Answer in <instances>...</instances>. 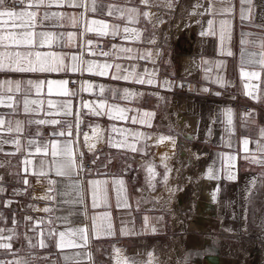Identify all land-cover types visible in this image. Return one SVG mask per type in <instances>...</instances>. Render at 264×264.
Listing matches in <instances>:
<instances>
[{
    "label": "crops",
    "instance_id": "obj_1",
    "mask_svg": "<svg viewBox=\"0 0 264 264\" xmlns=\"http://www.w3.org/2000/svg\"><path fill=\"white\" fill-rule=\"evenodd\" d=\"M80 2L83 7L70 6L68 0H44L42 6L34 9L18 6L17 11L37 13L34 26L28 29L36 33L34 42L20 46L8 44L7 47L0 44V60L5 64L10 63L5 54H11L15 60L18 59L15 53L19 52L22 57L35 61V54L40 53L63 57L67 68L66 71L43 73L0 71V101H3L0 117L12 121L13 129L16 121L21 122L20 132H7V123L0 126L3 140H17L20 144L17 149L15 144L5 143L0 150V172L9 177L5 194L0 199V229L4 230L5 237H13L11 252L0 249V261L96 264L100 260L108 264V255L116 247H134L142 236L152 239L158 233V220L164 219L167 213L162 211L159 218L154 209L158 202L149 193L154 195L155 188L170 187L175 167L182 170L180 182L184 177L194 179L189 167H196L200 161L191 163L192 158L185 155L188 150L202 148L204 153L216 155L221 177L219 186L220 182L227 185L240 177L235 187L241 189L242 176H247L248 188L254 177L243 171L264 169L245 159L257 154V143L261 142L259 132L264 128V71L258 63H249L250 59L258 61L264 51L260 47L264 28L257 26L264 24V0H252L251 13H248L250 6L242 5L240 0H230L229 5L217 4L218 9L232 8L226 15L199 14L204 8L193 7L197 0H177L171 9L167 0H153L159 7L150 9L140 0H132V3L97 0L96 11H92V0ZM108 6H112L111 15ZM133 7L157 15L150 19L137 16L127 11ZM242 9L249 19L241 21ZM209 20L213 21L211 29ZM221 21L228 23L222 28ZM160 23L162 25L157 27ZM103 24L108 27H102ZM125 28L129 31L125 32ZM40 33L50 34L51 38L41 43L44 38ZM6 34L0 28V35ZM98 45H102V50H97ZM229 51L231 56L227 55ZM147 53L151 55L142 58ZM250 53L256 55L253 57ZM73 56L78 60L73 61ZM27 59H22L21 63L26 64ZM87 62L109 67L104 75H99L95 69L89 73ZM73 63L85 70L73 72ZM253 71L260 74L258 79L242 75ZM117 75L129 79H113ZM138 79L152 83L141 84ZM29 80L42 81L43 87L37 92L34 85L27 83ZM60 80L75 81L74 88L68 84L67 88L76 95L58 92L55 86L50 95L47 82ZM16 82L20 84L19 91ZM89 84L93 86L91 89ZM253 95L257 99H253ZM25 100L36 101L29 103L27 113ZM49 100L53 101L51 108ZM65 103L71 104V114H65ZM244 107H249L250 111L244 113ZM226 109L232 110L231 123L224 114ZM165 111L167 116L163 117ZM165 117L175 119L176 125H170ZM189 118L196 123L193 137L188 135ZM37 120L60 123L37 124ZM69 124L72 136L55 135ZM160 136L175 139L177 157L171 141L160 142ZM245 139L249 140L247 153ZM29 141L34 143L30 146ZM68 141L72 142V159L82 162L83 166L91 165L88 170H78L71 178L57 175L56 161L66 157L51 155L52 142L62 148ZM43 144L49 145L47 153L36 152V147ZM229 156L235 159L229 161ZM164 157L167 158L162 159ZM25 160L30 163L26 165ZM41 161H45L43 174L38 175ZM165 164L170 169L167 182L164 180ZM184 168L188 170L185 173ZM229 168L235 180L227 179ZM93 181L100 183L94 185ZM185 193L180 203H186ZM244 201L246 203V199ZM177 206L181 212L189 211L183 210L180 204ZM203 207L209 211L214 209ZM44 208L50 211L45 212ZM109 224L112 227L110 235L107 233ZM81 228L88 238L86 245L80 239L78 229ZM60 232L65 233V245L75 241L79 246L58 247ZM41 241L47 246L42 247ZM207 257L211 256L205 254L199 260L201 264H206Z\"/></svg>",
    "mask_w": 264,
    "mask_h": 264
},
{
    "label": "snow or ice",
    "instance_id": "obj_2",
    "mask_svg": "<svg viewBox=\"0 0 264 264\" xmlns=\"http://www.w3.org/2000/svg\"><path fill=\"white\" fill-rule=\"evenodd\" d=\"M177 2V0H167V6L171 9L174 7L175 3ZM241 4H247L249 5V9H248V13H251V6H252V0H240ZM44 3V0H0V18H4L7 17L8 19L6 21L0 20V28L3 29V31H5L7 34L6 35H0V44H3L5 47L8 46V44H13V45H31L34 42V38L36 36V33L33 31L28 30L29 28L34 26V22L36 20V15L37 13L35 11H27V10H23V11H17L16 8L18 6H24L25 9L28 8H39L40 6H42ZM68 3L70 6H75V7H83V4L80 2V0H68ZM128 3H132V0H128ZM140 3L143 4L145 6V8L150 9L151 7H159V4H156L153 2V0H140ZM220 4V5H229L230 4V0H204V3L201 4L200 0H197V4L194 5V8H200L203 7L204 8V12L203 13H199L201 15L203 14H212V15H226L228 13L232 12V8L230 6H224L221 8H217L216 5ZM97 10V0H92V11H96ZM121 11H123V9H119ZM108 11L109 14H112V6H108ZM127 11L129 12H133L135 13L137 16H143L145 18L150 19V17L152 15H154L153 13H151L150 11H144L141 12L138 8H129L127 9ZM196 14V13H194ZM45 19H47V16L44 17ZM250 17L248 15L245 14V11L242 9L241 10V15H240V19L241 21L245 20V19H249ZM92 23L97 24L100 23L99 21H92ZM228 21H221V27L223 28L225 24H227ZM213 25V21L209 20L208 21V26L211 29ZM258 27L264 28V24H260L257 25ZM102 27L107 28L108 25L103 24ZM19 30V31H17ZM125 32H128L129 30L127 28L124 29ZM115 34V33H113ZM204 33H202L203 35ZM40 35L44 38L41 43H43L44 41L48 40L51 38L50 34H46V33H40ZM139 34H137L138 36ZM243 35V34H242ZM221 39L223 40V35L221 36ZM7 42V43H5ZM150 43H155L154 40H150ZM245 41H241V43L243 44ZM260 47L262 49H264V41L261 42ZM124 51H130V49H124ZM243 54V53H242ZM7 55V58L9 59L10 63L5 64L3 60H0V71H12V72H20V73H26V72H58L61 70H67L66 66L63 63V57H59V56H53L52 54H48L46 56H42L40 53H36V59L35 61L31 60V59H27L26 57H22L21 54L19 52L15 53V56L18 59L13 60L11 57V54H5ZM32 54L29 53L28 57H30ZM104 55H107V53H105ZM151 55V53H147L144 56H142V58H148ZM227 55L231 56L232 52L229 51L227 53ZM255 53H250V56H255ZM22 59H27V63H21ZM73 61H77L78 57L73 56L72 57ZM249 63H258L261 67V71H264V51H262L260 53V59L257 61L255 59H250ZM109 65L108 64H104V65H98V64H94L92 62H87V71L89 73H92L95 70L98 71L99 75H104L105 71L108 69ZM117 71L119 72L120 70V66L117 65ZM100 69H103V71H99ZM71 70L73 72H83L85 69L81 68L80 65L78 63H73ZM242 75H249L250 77L253 78H259V73L258 72H251V73H242ZM113 79H123V80H128L129 77L128 76H114ZM138 83L144 84V83H149L151 84L152 81L148 80L145 81L143 79H138L137 80ZM6 83L11 84V81H7ZM29 85H34L37 92L40 91V89L43 87V83L44 82H33L31 80H29L27 82ZM48 92L51 95L52 92L54 91V86H55V90L58 92H61L63 94H67V95H72L75 96L76 93L75 92H69V89L67 88V84L68 81L67 80H60V81H48ZM168 82L165 81V85H167ZM93 86L91 84L88 85V88L91 89ZM20 88V84L19 82H16V90L19 91ZM11 90V89H9ZM101 91H103V87L101 86ZM202 91H207V89H203ZM126 95H128L129 93H127V91L125 92ZM250 95H252L250 93ZM253 99H257V97L255 95H253ZM0 103H3V101H0ZM29 103H36V101H28L25 100L24 101V111L27 113L29 111L28 109V105ZM48 105L49 108L53 107V101L49 100L48 101ZM64 109H65V114H71V104L70 103H65L64 104ZM85 107H88V105H85ZM101 108L104 107L103 104L100 105ZM118 111H123V110H119ZM12 114H15V110L13 111ZM226 116H228L229 118V123H231V116H232V110L231 109H226L225 113ZM145 115H151L150 113H145ZM123 118V117H122ZM8 124V128L6 129L7 132H12V131H16V132H20L21 131V122L20 121H16V126L13 129L12 128V121H6L3 117H0V126H3L5 124ZM35 123L37 124H45V123H51V124H58L60 123V121L57 120H51V121H46V120H37L35 121ZM65 134H67L68 136H72L73 132H72V125H68L67 128L65 129H61L58 132H55V135H59V136H64ZM137 136L141 135L139 133L136 134ZM259 138H260V143H257V154H251L245 157V159L249 160L250 163H254V164H258L261 167H264V128L260 129L259 132ZM85 139L87 140V137H85ZM165 139H168L171 141V143L173 144V147H175V139L172 137H164V136H160L159 137V141L163 142ZM5 143H13L16 145L17 149L20 148V144L19 141L17 140H12V141H8V140H3L2 137H0V150H2V145ZM34 142L33 141H29V145L31 146ZM249 143V140L245 139L244 140V144H245V152H248L247 149V145ZM115 146V145H113ZM49 145L48 144H43L40 146L36 147V152H41L44 151L45 153H47V149H48ZM133 151H136L134 146H129ZM91 148V146H90ZM7 155H14L15 153H6ZM72 154H73V148H72V142L68 141L65 142L63 147L60 148L59 145L55 142L51 143V155L53 157H56L57 155H61L63 157H66V159H61L59 161H56V165H57V175L58 176H63V177H68L71 178L72 175L77 174L78 170H82L83 165L82 162H76L72 159ZM167 157H164L162 159H166ZM233 159H235L232 156L228 157L229 161H232ZM28 163H30V161L25 160V164L27 165ZM45 161H41L40 165H41V172L38 173V175H42L43 174V165H44ZM165 175H164V180L165 182H167V173L170 172V169H168L167 165L165 164ZM149 172L154 176L155 173L153 172L152 168H149ZM208 178L209 179H220L221 177L216 175L212 169L208 170ZM3 178L0 177V180H2ZM227 179L229 180H235L236 176L233 173L232 169L229 168L228 172H227ZM261 184L262 186H264V176H262L260 178ZM24 183L27 184L28 181L27 179L24 180ZM100 182L97 181H93V184H98ZM118 183L123 184V181H118ZM253 187H255L256 185V181H252L251 182ZM3 189L0 188V192H2ZM219 191V189H217V192ZM19 194V193H16ZM41 199L46 198V197H40ZM216 197L213 196V199H215ZM43 211L48 212L50 211V209L48 208H44ZM28 219H32L31 217H29ZM14 231V230H13ZM78 231L81 233L80 239L83 240L85 242V245L87 244V236L84 234L85 230L84 229H78ZM112 231V227L111 224L108 225L107 227V233L110 235ZM64 236L65 233L64 232H60L59 233V237H60V243L58 245V247L60 248H64L66 246H71V247H78L79 245H77V243L75 241L71 242L69 245H65L64 244ZM7 239L9 242L8 243H4L3 241ZM13 239V237L11 235L5 237L4 236V230L0 229V249H7L11 252L12 250V244H11V240ZM42 247L47 246L44 241L40 242ZM14 255V253H12ZM90 258V257H89ZM0 264H19L18 261H0ZM76 264H82L81 261H77ZM125 264H128V262L126 261ZM132 264H134V261L132 262ZM148 264H152L151 260L148 261Z\"/></svg>",
    "mask_w": 264,
    "mask_h": 264
},
{
    "label": "rangeland",
    "instance_id": "obj_3",
    "mask_svg": "<svg viewBox=\"0 0 264 264\" xmlns=\"http://www.w3.org/2000/svg\"><path fill=\"white\" fill-rule=\"evenodd\" d=\"M154 15H157L156 12H153ZM152 15V16H154ZM162 23L156 24L157 27H160ZM193 150V149H192ZM190 152V150H189ZM174 155L176 156L177 148L174 147L173 150ZM192 160L191 163L198 161L200 158H203V156H200L196 153L194 150L191 152ZM177 157V156H176ZM194 165L189 167V169H194ZM178 168V167H177ZM175 167L173 171V177L171 186L168 188L160 189L155 188L156 190L155 194L152 195L149 193L150 196H152L153 199H155L158 204L154 207V209L157 211L159 218H161L162 211H166V217L164 219H159L157 228L158 233L156 236L152 237V239H149L151 237H144L142 236L139 244H137L134 247H116L113 251L110 252L108 255L107 261L108 264H125L127 261L128 264H132L134 261V264H148V261L151 260L152 264H162L163 260L162 257L165 256L169 251H176L180 255V260L177 262V264H201L199 261L205 254L210 256L218 257L220 256V251L222 250V246L231 245L232 247L236 249L243 248L245 245H251V252H248L249 259L248 264H260L262 252L264 248V241L260 238V233L263 232V224H264V186H262L260 178L264 176V169H260L258 171H243L244 174L252 175L254 177L252 181H256L255 187H253L252 183L248 185V188L244 191V193L239 192L238 193V204H237V215L238 220H232L228 217V207H229V201H231L230 198V189L234 187L235 185H238L240 183V177L238 180L232 181V183L223 184V182H220L219 191L220 196L219 199L223 201V214L222 217H217V211L213 209L212 211H209V209L204 208L203 204L199 203L193 208H190L189 211L181 212L179 210L173 209V205L180 204L181 208L183 207V203H180L181 201V195L183 193L187 192L185 189V185L188 184L190 188H193L195 186L194 183H196V180L192 179V183L190 180L188 181L186 177H184L183 181L180 182V169H177ZM187 170V169H186ZM184 169V173L186 172ZM190 170V171H191ZM0 177L3 179L0 180V188L3 189L2 192H0V199L2 196H4L7 185L9 183V178L7 175H5L4 172H0ZM177 177V178H176ZM186 179V181H185ZM176 180V183H175ZM188 181V182H187ZM181 183V184H180ZM179 185V186H178ZM193 195V193H191ZM188 195L186 193V200L188 201ZM246 199L245 205L243 204L242 209V199ZM241 200V201H240ZM240 201V203H239ZM173 209V214L171 212V204ZM203 207V208H202ZM206 207V206H205ZM193 211H192V210ZM186 210V209H183ZM198 212V215L196 212ZM207 212H212V218L208 220L205 219H196V217L206 218L208 216ZM194 214V220L196 221L197 225H200L202 227H206L204 225V222H210L208 226L212 230L213 235H209L207 239V248L203 250H187L191 248H187L186 246H181V242L184 240V238L191 236V234H187L184 230L181 232L175 234L172 231V227L170 226L172 224V219L179 217V222L185 227L186 223L190 221V216ZM241 214V216H240ZM176 216V217H175ZM217 217V218H216ZM242 218V219H241ZM239 223L236 225V228H227L229 227V222ZM244 220V221H243ZM241 224V226H240ZM227 227H225V226ZM208 227V228H209ZM207 236V235H206ZM203 237V236H198ZM179 239V240H178ZM180 241V242H178ZM224 243V244H223ZM229 243V244H228ZM226 244V245H225ZM180 248V249H178ZM142 249L143 251L146 250L145 256L146 259L144 261H141L137 255H133L131 251ZM181 250V251H180ZM183 250V252H182ZM242 251V250H241ZM2 252V251H1ZM184 257V263L183 258ZM154 262V263H153Z\"/></svg>",
    "mask_w": 264,
    "mask_h": 264
},
{
    "label": "bare ground",
    "instance_id": "obj_4",
    "mask_svg": "<svg viewBox=\"0 0 264 264\" xmlns=\"http://www.w3.org/2000/svg\"><path fill=\"white\" fill-rule=\"evenodd\" d=\"M177 29H178V27H177ZM177 34H179V33H177ZM194 67H195V65H194ZM165 118H166V120H168L170 125H174V126L176 125L175 119L173 120V119H170L168 117H165ZM188 122H189L188 135L190 137H193V133L195 132V128H196V123L191 118H189ZM188 151H186V153L184 152L186 155V158L187 157L189 158L192 156L190 154L191 151L190 152H188ZM196 151H197L196 153L198 155L203 156L202 154H204V156H203V158H200L198 160V161H200L199 165H196V167H194V169L191 170V176H192V178L194 177V179L196 180V183H194L195 186L193 188H190V186L188 184L185 185V189L187 190L186 193L189 195H188V201H187V203H184L182 209H190L199 203H204L203 204L204 206L212 208V209H213V205H214V208L217 211V214H216V215H218L217 217H222L223 201H221L219 199L220 191L217 192V189H219V181H218L219 179H209L208 178V170L209 169H212L213 172L219 176V160L216 157V155H214V154L209 155V153H204V150L202 148L196 149ZM184 153H182V157H185ZM198 161H196V162H198ZM186 171H188V170H186ZM180 174H181V172H180ZM185 181H186V179H185ZM248 181L249 180H248L247 176H242L241 189H240V187H235V186L230 189L231 201L228 202L229 203L228 217L231 219V221L232 220L234 221L236 219L238 220V215H237L238 198H236V197L238 196V191L241 190V193H244V191L247 188ZM190 182H191V180H190ZM191 193H193V195ZM213 196H215L216 198L213 199ZM244 200H245V198H243L242 202H241L242 203V206H241L242 209L244 207L243 204L245 205ZM240 201H239V203H240ZM177 205L178 204L173 205V209L177 210V208H178ZM196 214L198 215V212H196ZM240 216H241V214H240ZM190 218H191L190 221H188L186 223L185 227H183V225L179 222V217L177 216V218L172 219V224L170 226L172 227V231L175 234L181 232L182 230H184L187 234H191V236L184 238V240L180 243L181 246H186L187 248H191V249H202V246L205 245L207 242L206 237L212 234V230L208 227H202L200 225H197L196 221L194 220V214H192L190 216ZM210 218H212V214L210 216H207L205 218V220H209ZM196 219H203V218L196 217ZM238 224L234 223V222H229V224H228L229 227H227L225 225L224 226L227 228H230V227L236 228V225H238ZM240 226H241V224H240ZM263 227H264V224H263ZM259 235H260L261 240L264 241V229H263V232L260 233ZM198 236H203V237L198 238ZM178 242H180V241H178ZM250 247H251V245H248L246 247L244 245L243 248H241V250H242L241 251L240 249H236V248L232 247L231 245L222 246V250L220 251V257H218V264H248L249 259L246 258V256L248 257V252H251ZM178 249H180V248H178ZM145 252H146V250L143 251L142 249L131 251V253L133 255H137L141 261H144L146 259ZM182 252H183V250H182ZM180 255H182V254L181 253L178 254L176 251L171 250L165 256L162 257V260H163L162 264H177V262L181 258ZM210 258L211 257H208V260ZM210 261L217 262V259H211ZM260 264H264V248H263Z\"/></svg>",
    "mask_w": 264,
    "mask_h": 264
},
{
    "label": "built area",
    "instance_id": "obj_5",
    "mask_svg": "<svg viewBox=\"0 0 264 264\" xmlns=\"http://www.w3.org/2000/svg\"><path fill=\"white\" fill-rule=\"evenodd\" d=\"M158 16H159V15H158ZM97 50H102V45H98V46H97ZM68 86H69L70 88H74V87L76 86V82L73 81V80H72V81H69V82H68ZM175 98H176V96H175ZM249 111H250V108H249V107H244V108H243V112H244V113H248ZM165 115L167 116V112H166V111H165L163 117H164ZM78 160H80V159L78 158ZM90 166H91L90 163H87V164H85V165L83 166V169H84V170H88V169L90 168ZM96 264H105V262L99 260V261L96 262Z\"/></svg>",
    "mask_w": 264,
    "mask_h": 264
},
{
    "label": "flooded vegetation",
    "instance_id": "obj_6",
    "mask_svg": "<svg viewBox=\"0 0 264 264\" xmlns=\"http://www.w3.org/2000/svg\"><path fill=\"white\" fill-rule=\"evenodd\" d=\"M213 208H214V205H213ZM214 209H215V208H214ZM208 213H209V214H208ZM207 214H208V216H210L212 213H211V212H207ZM203 219H205V218H203ZM208 221H210V220H208ZM209 223H210V222H208V223H207V222H204V225L206 224L205 226H206V227H209V226H208ZM209 228H210V227H209ZM211 235H212V234H211ZM208 237H209V236H207L206 238H208ZM207 243H208V242H206V244L203 245V246L205 247V246L207 245ZM203 246H202V249L204 248ZM211 259H217V262H212V261H210ZM205 263H206V264H218V257H213V256H211V258H210L209 260H208V257H207V258L205 259Z\"/></svg>",
    "mask_w": 264,
    "mask_h": 264
}]
</instances>
